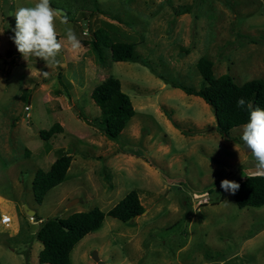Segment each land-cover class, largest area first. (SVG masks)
I'll return each mask as SVG.
<instances>
[{"label":"rangeland","instance_id":"374dc122","mask_svg":"<svg viewBox=\"0 0 264 264\" xmlns=\"http://www.w3.org/2000/svg\"><path fill=\"white\" fill-rule=\"evenodd\" d=\"M92 1L50 0L83 47L70 49L58 18L64 48L49 68L10 51L17 9L37 0H0V219L14 220L0 222V264H40L43 244L30 241L40 222L26 207L41 222L95 208L107 213L131 191L144 214L128 223L106 217L74 248L72 264H99L95 253L103 264H264V207L240 209L220 188L224 179L255 175L242 127L223 138L203 99L170 86L201 88L202 57L216 77L229 74L238 85L264 80V0ZM100 28L141 43L136 51L147 65L98 64L85 41ZM110 76L136 111L114 141L94 124L100 110L90 97ZM55 123L63 132L44 140L41 132ZM59 149L72 155L68 175L39 204L33 181Z\"/></svg>","mask_w":264,"mask_h":264},{"label":"trees","instance_id":"16d2710c","mask_svg":"<svg viewBox=\"0 0 264 264\" xmlns=\"http://www.w3.org/2000/svg\"><path fill=\"white\" fill-rule=\"evenodd\" d=\"M92 3L95 6L97 0ZM93 36L85 42L94 53L98 64L105 65L111 59L114 63L147 65L136 51L141 43L121 41L102 28ZM196 67L202 79L201 88L196 89L177 82H171L170 86L182 90L188 96L203 99L214 113L220 134L223 138L232 140L230 132L241 127L249 118L246 108L240 109L236 106L238 98H245L253 107L264 108V80H251L238 85L229 74L216 77L214 63L208 57H202ZM90 97L100 110V117L94 119V124L105 137L117 140L136 115L132 100L123 92L120 80L113 76L106 78L93 88ZM23 98L26 99V96ZM62 132L60 124L55 123L48 131H42L41 137L48 141ZM56 154L57 158L50 169L39 170L33 181L35 199L39 204L43 203L48 192L63 184L68 175L72 155L63 149H59ZM239 185L240 188L234 195L240 209L264 207V176L251 175ZM144 212L145 207L139 194L131 191L107 213L95 208L89 212L75 213L65 219L52 218L43 222L35 215L34 220L40 222V228L30 236V241L37 240L43 244L39 253L40 264H72L71 253L74 248L87 235L98 231L106 217L128 223L142 216Z\"/></svg>","mask_w":264,"mask_h":264},{"label":"clouds","instance_id":"9594fccd","mask_svg":"<svg viewBox=\"0 0 264 264\" xmlns=\"http://www.w3.org/2000/svg\"><path fill=\"white\" fill-rule=\"evenodd\" d=\"M65 25L67 44L72 51L83 47L81 40L69 24L68 17L51 6L50 0H37L34 6L21 7L15 13L16 25L11 38L18 52L27 59L35 57L43 60L47 67L58 64L57 57L64 48L58 39L56 21ZM45 76L48 72L43 73ZM240 109H247L249 118L242 127L241 140L254 158V169L257 176H264V108L253 107L252 103L241 97L237 100ZM224 192L235 194L239 183L224 179L220 182Z\"/></svg>","mask_w":264,"mask_h":264},{"label":"water","instance_id":"95a60500","mask_svg":"<svg viewBox=\"0 0 264 264\" xmlns=\"http://www.w3.org/2000/svg\"><path fill=\"white\" fill-rule=\"evenodd\" d=\"M59 11H60L63 15H65V13H64L63 11H61V10H59ZM84 25H86V21L84 22ZM84 27L86 28V26H84ZM10 51H11V52H16V51H18L17 48H16V46H15V44H14V42L12 43V48L10 49ZM73 203H75V202L70 203L69 206L72 205ZM69 206H68V207H69ZM26 213H27V215H28L30 218H34L35 215H36V212H34V211L28 209L27 207H26ZM92 258H93V260H94L96 263L103 264V263H101V262L99 261V257H98V255H97V253L93 254Z\"/></svg>","mask_w":264,"mask_h":264},{"label":"built area","instance_id":"2783aa9c","mask_svg":"<svg viewBox=\"0 0 264 264\" xmlns=\"http://www.w3.org/2000/svg\"><path fill=\"white\" fill-rule=\"evenodd\" d=\"M25 111H26V113H29V111H30V107H26L25 108ZM33 219L34 218H31V220L33 221ZM13 219H12V217H10V216H7V215H3L2 217H1V219H0V222H1V224L2 225H4V226H12L13 225Z\"/></svg>","mask_w":264,"mask_h":264},{"label":"crops","instance_id":"0c3cea01","mask_svg":"<svg viewBox=\"0 0 264 264\" xmlns=\"http://www.w3.org/2000/svg\"><path fill=\"white\" fill-rule=\"evenodd\" d=\"M11 227V226H10Z\"/></svg>","mask_w":264,"mask_h":264}]
</instances>
